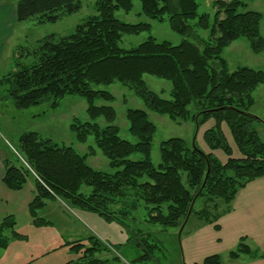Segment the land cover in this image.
<instances>
[{"label": "trees", "instance_id": "obj_1", "mask_svg": "<svg viewBox=\"0 0 264 264\" xmlns=\"http://www.w3.org/2000/svg\"><path fill=\"white\" fill-rule=\"evenodd\" d=\"M133 1L140 2L141 13L147 19L161 23L166 18L173 33L193 38L196 44L184 40L172 46L150 37L134 49H121L119 42L124 35L151 30L147 23L127 24L115 18L117 11L129 13ZM252 1L255 0H212L215 13L210 22L209 15L198 16V0H97L96 15L78 25L73 33L45 37L30 51L26 49L31 64H18L0 80L14 107L24 110L51 101L50 108L55 110L65 97L80 98L86 103L91 122L74 120L70 130L79 143L93 136L96 147L115 170L108 174L92 169L86 160L93 151L80 156L72 148L60 147L37 133L21 135L14 150L19 165L2 161V183L9 190L19 191L28 180L32 182L35 195L28 211L35 225L44 224L35 215L47 203L59 201L72 210L116 220L117 216L131 217L143 202L150 207L149 224L176 228L189 213L188 221L197 198L221 200L228 205L240 190L264 178V143L254 129L260 120L251 114L252 94L264 84V73L246 67L230 72L221 57L223 50L239 39L247 41L252 54L264 53V38L260 34L262 16L245 11ZM80 8L81 0H19L15 18L18 23L35 20L38 24H54ZM196 19L194 26L209 32L206 41L196 38L195 27L189 24ZM145 75L170 83L169 100L147 89ZM114 82L128 87L149 111L170 121L192 119L202 126L213 120L203 139L211 152L224 153L225 163L211 152L202 153L194 144L188 146L182 139L171 138L160 144V164L154 168L150 149L156 128L148 115L141 110L126 111L128 132L136 139L132 144L120 139L119 130L113 125L116 117L113 108L95 104L114 101L109 92L97 88ZM191 105L194 114L189 110ZM100 118L106 124L103 128L95 123ZM223 124L238 157H233ZM135 154L142 159L130 160ZM183 175L187 187L182 182ZM142 178L146 181L140 182ZM129 201L131 204L127 206ZM204 213L202 210L197 216ZM14 225L12 216L0 224V248H6L4 231L19 237ZM245 239L241 238L237 251L229 254L231 259L253 254L243 244ZM66 246L78 257L76 262L67 264H109L108 260L96 257L110 251L99 239L92 237L87 243L77 241ZM155 248L145 244L139 261L149 262ZM202 264H220V259L210 256Z\"/></svg>", "mask_w": 264, "mask_h": 264}, {"label": "rangeland", "instance_id": "obj_2", "mask_svg": "<svg viewBox=\"0 0 264 264\" xmlns=\"http://www.w3.org/2000/svg\"><path fill=\"white\" fill-rule=\"evenodd\" d=\"M18 1L0 0V5L12 6ZM96 2L97 0H81V8L77 13L64 16L54 24H38L35 20L17 22L2 64L7 74L12 73L18 64H31L32 58L26 56V49L30 51L37 41L51 35L55 37L70 35L87 18L96 15ZM132 5L129 13L117 11L115 18L127 24L147 23L151 30L134 36L124 35L119 42L121 49H134L150 37L172 46H177L184 40L196 44L193 38L173 33L166 18L161 23L147 19L141 13L140 2L133 1ZM245 11L261 14L260 34L264 38V0L247 3ZM214 13L212 0H198V16L209 15L212 22ZM196 23L197 19L189 22L193 27ZM194 33L200 40L206 41L209 36L208 31L196 27ZM221 57L226 60L230 72L246 67L264 73V53L252 54L244 39L231 43L223 50ZM143 81L149 91L161 99L169 100L170 83L148 75L143 76ZM97 88L109 92L114 97L110 104L102 101L95 104L109 105L113 108L116 116L113 125L118 128L120 139L136 143V139L128 132L129 125L125 117L128 109L141 110L148 115L149 121L156 128L150 149L154 168L160 164V144L171 138L182 139L188 146L194 144L204 154L211 152L204 142L203 133L213 125V120L202 126L196 125L192 119L170 121L165 116L149 111L132 90L118 82ZM252 96L254 106L251 114L260 120L254 124V129L264 143V84L260 85ZM50 104L51 101H45L28 109L17 110L8 98L6 87L0 85V166L3 160L19 165L14 151L18 138L25 133H37L60 147L72 148L80 156L93 151V154L87 157V164L96 171L113 174L115 170L109 167L108 160L96 147L93 136H88L84 143H79L70 130L74 120L80 123L91 122L86 114V103L80 98L69 96L65 97L55 110L50 108ZM189 110L192 114L195 113L193 105ZM95 123L102 128L106 125L101 118ZM222 130L233 150V157H238L239 153L226 125H222ZM211 153L221 163H225L227 158L222 151ZM141 159L142 156L139 154L130 157L132 161ZM145 181V178L140 180ZM182 182L187 187L184 175ZM262 182L264 181L258 180L252 185H247L246 189L240 190L228 205L221 200L197 198L187 223L183 224V221H180L176 228H162L149 224L147 211L150 207L143 202L139 204L137 211L132 212L131 217L117 216L116 220H107L86 211L72 210L59 201L47 203L39 208L35 215V218L42 220L44 224L35 225L28 211V205L35 195L32 182L28 180L19 191L9 190L0 183V224L6 217L12 216L15 221L14 232L19 235L18 238H14L9 230L2 233L6 248H0V264L76 262L78 257L69 251L66 244L77 241L87 243L92 237L109 247V252L96 255L101 260H108L109 264H202L203 260L210 256H218L220 264H264V232L260 231L261 223L264 225V208L256 205L253 196L260 194L261 189H264ZM84 189L85 192L89 190ZM132 202L134 203L133 199ZM130 204L129 201L127 206ZM164 209L165 207L163 211ZM202 210H205L204 215L198 217L197 214ZM256 225L254 229L253 226ZM241 238H246L243 244L253 254L241 255L233 260L229 254L237 251ZM145 244L156 246L149 262L139 261L140 256L144 254Z\"/></svg>", "mask_w": 264, "mask_h": 264}, {"label": "crops", "instance_id": "obj_3", "mask_svg": "<svg viewBox=\"0 0 264 264\" xmlns=\"http://www.w3.org/2000/svg\"><path fill=\"white\" fill-rule=\"evenodd\" d=\"M15 5L16 3L12 6L10 5L7 7L0 5V80L5 74H7V70L2 66V64L6 56V49L8 47V44L10 43L11 39L14 36V28L17 25L15 18ZM11 54L13 56L14 51H12ZM1 66L3 70H1ZM3 175H4L3 168L2 166H0V183H2ZM258 180L264 181V178ZM254 182H252L251 185L254 184ZM261 190L262 192L260 194L257 193L256 195L253 196L255 198L256 205L260 206L261 208H264V189ZM257 198H262V199L258 200ZM253 227L254 229H256L257 225ZM260 231L264 232V225H262V223L260 225Z\"/></svg>", "mask_w": 264, "mask_h": 264}, {"label": "water", "instance_id": "obj_4", "mask_svg": "<svg viewBox=\"0 0 264 264\" xmlns=\"http://www.w3.org/2000/svg\"><path fill=\"white\" fill-rule=\"evenodd\" d=\"M207 174H208V172L206 173V175H207ZM188 215H189V213H188ZM188 215H187V217H186V219H185V221H184L183 224H186V221H187ZM182 227H183V226H182Z\"/></svg>", "mask_w": 264, "mask_h": 264}, {"label": "built area", "instance_id": "obj_5", "mask_svg": "<svg viewBox=\"0 0 264 264\" xmlns=\"http://www.w3.org/2000/svg\"><path fill=\"white\" fill-rule=\"evenodd\" d=\"M17 155V154H16ZM18 158L23 162V160L21 159V157L18 156ZM24 163V162H23Z\"/></svg>", "mask_w": 264, "mask_h": 264}]
</instances>
